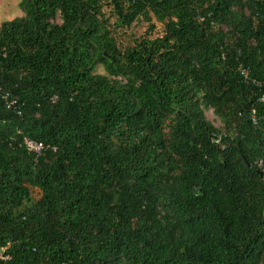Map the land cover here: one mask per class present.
<instances>
[{"label": "trees", "instance_id": "16d2710c", "mask_svg": "<svg viewBox=\"0 0 264 264\" xmlns=\"http://www.w3.org/2000/svg\"><path fill=\"white\" fill-rule=\"evenodd\" d=\"M18 9L0 23L20 112L0 99V264H264V0Z\"/></svg>", "mask_w": 264, "mask_h": 264}, {"label": "built area", "instance_id": "2783aa9c", "mask_svg": "<svg viewBox=\"0 0 264 264\" xmlns=\"http://www.w3.org/2000/svg\"><path fill=\"white\" fill-rule=\"evenodd\" d=\"M3 51L0 49V57H3ZM248 71L247 69L239 68V75L242 77V79L245 81L247 79ZM115 80H117L120 84H124V80L121 77H116ZM8 93L2 89L0 86V99L4 101L5 107L8 110H12V112L16 113L17 115L20 114L18 108H17V101L14 98H8ZM260 102H264V92L261 94L259 98ZM28 153L39 156L43 150L46 149V146L37 141H33L27 138H22L21 144H20ZM53 150V149H52ZM259 164V163H258ZM10 260V254L8 252V245L0 246V262H7Z\"/></svg>", "mask_w": 264, "mask_h": 264}, {"label": "rangeland", "instance_id": "374dc122", "mask_svg": "<svg viewBox=\"0 0 264 264\" xmlns=\"http://www.w3.org/2000/svg\"><path fill=\"white\" fill-rule=\"evenodd\" d=\"M20 0H0V23L3 21H8L12 20L13 18L20 17L22 14L20 10L18 9V3ZM150 24H140L137 28L136 31H134L135 35H139L143 33V31L150 30V34L153 33H158L159 31V26L157 24H154L152 26V29H149L148 26ZM128 33V32H127ZM126 37H124L125 39ZM122 40V37L120 35L118 42ZM96 74H104L103 68L100 64L96 65V69L94 71ZM204 116L205 119L211 123L215 128L220 127V121L212 114L211 110H204Z\"/></svg>", "mask_w": 264, "mask_h": 264}]
</instances>
